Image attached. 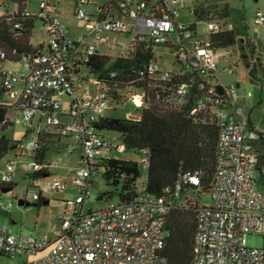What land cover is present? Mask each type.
<instances>
[{"label": "built area", "instance_id": "built-area-1", "mask_svg": "<svg viewBox=\"0 0 264 264\" xmlns=\"http://www.w3.org/2000/svg\"><path fill=\"white\" fill-rule=\"evenodd\" d=\"M182 1L189 0H163L162 4H156L155 0H123L119 7L123 15L134 21L133 29L137 37H149L157 45L168 44L171 39L184 45V49L178 52L179 62L208 79L209 93L213 94L210 78L218 68L219 50L212 47L210 40L193 38L189 24L180 22L178 3ZM86 2H77L76 17L80 20L86 18V13L79 6ZM40 7L39 15L48 23V51L33 60H25L24 72L7 71L4 85L12 89L11 97L19 102L22 111L20 122L27 126L32 125L38 111L48 104L56 112L46 119L45 124L60 125L61 118L57 111H62L63 104L51 96L72 98L66 112L70 124L66 127L76 142L69 152H73L78 145L82 146L81 169L75 180L79 195L66 203L62 225L55 229V241H38L33 237L17 239L4 228L0 229V254L11 260L24 255L42 254L40 258L25 264H167L162 251L170 203L165 196L142 195L130 203L111 204L99 211L83 213L84 203L90 198L94 187V166L99 159L110 156L113 150L120 152L125 148L104 140L93 129L92 123L104 116L109 107L105 91L94 80H89L99 88L98 92L92 96L87 92L81 95L77 85L83 82L71 74V56L85 51L87 61L88 56L96 53V47L84 44V39L74 41L69 38L68 29L55 16L50 0H40ZM148 10H152L151 13L147 14ZM255 23L264 25V12L256 14ZM100 24L87 25L96 38L102 32L128 31L121 20H105L103 26ZM208 30L216 34L220 27L212 22L208 23ZM0 57L5 58L2 51ZM149 71L160 73L165 81L171 79L172 69H163L156 62L149 66ZM225 90L230 101L223 103L214 113L219 134L215 179L209 194L210 202L203 204L200 197L193 264H264V194L256 180L258 165L253 152L254 144L263 142L264 145V131L241 121L239 116L242 109L233 107V111H229L230 105L234 104L236 89L232 86ZM186 93L187 87L180 86L171 104L180 105ZM144 98L145 94L133 92L128 96L127 103L140 107ZM203 107L202 102L198 104V109ZM206 122L204 119L203 123ZM37 146L36 133L31 136L25 150L32 151ZM142 162L146 163V160ZM44 167L36 161L25 166L33 172H39ZM14 171L15 164L7 163L0 181L10 183ZM261 171L264 177V161ZM185 184L199 188L200 177L187 175L177 188L181 189ZM67 188L69 186L65 182L52 181L26 185L19 193L11 189L5 194L11 202L31 203L46 198L50 192ZM196 199L197 196L192 200ZM11 208V205L0 204L3 212L10 213ZM252 234L263 238L262 247L250 248L247 245V237Z\"/></svg>", "mask_w": 264, "mask_h": 264}, {"label": "trees", "instance_id": "trees-1", "mask_svg": "<svg viewBox=\"0 0 264 264\" xmlns=\"http://www.w3.org/2000/svg\"><path fill=\"white\" fill-rule=\"evenodd\" d=\"M122 1L113 0L112 4L123 14L119 7ZM28 2L29 0H0V51L5 54L4 59L0 57V161L15 144L5 136V132L14 125L8 115L11 111L22 114L19 102L11 97L12 89L4 85L8 72L2 66L6 62L33 60L48 51L47 45L35 46L32 43L37 24L46 27L48 23L39 14H31L27 10ZM155 3L162 4L163 0H155ZM151 11L148 10L147 14ZM107 12L102 10L101 20L106 17ZM193 14L199 21L214 22L220 27L218 33H209V40L215 50L238 46L239 39L234 31L229 29L227 8L220 10L216 6L196 4ZM188 29L193 36L196 34L195 24L188 25ZM251 47L255 50L254 44ZM158 48L167 49L175 56L170 80L165 81L161 79L160 73L149 71V66L156 62ZM183 49L184 45L172 39L168 44L157 45L149 37L141 39L136 36L129 45V52L115 59L98 51L88 56L87 61L85 51H78L71 56V74L80 82L94 80L97 86L105 91L111 104L127 103L128 96L133 92L145 94L142 105L135 106L141 110L139 120L101 116L92 126L102 138L106 132L116 133L125 151L142 153L146 163L119 159L113 156V153H116L113 150L107 158L99 159L94 167L96 175H100L106 185L113 188V191L101 195L105 201L118 197V203L124 204L133 202L142 195L167 198L170 212L165 226V245L162 251L167 264H193L201 199L203 195L211 193L215 179L219 134L214 113L223 103L230 101L226 87L218 81L216 73L210 78L214 87V93L210 94L208 79L181 65L177 56ZM83 69L86 74H83ZM182 85L187 87V93L180 105H172L171 101ZM51 97L57 98L56 95ZM201 102L204 107L198 109ZM54 112L56 111L53 106L46 105L35 116L39 117L43 127H34L33 121L32 125L28 126L26 136L31 137L37 133L38 140L37 148L31 151L32 159L46 166L39 172L29 171L31 174L26 178L29 179L30 186L50 176L45 156L52 145L59 146L62 140L72 138L63 123V118H69L63 109L61 112L57 111L61 118L60 125L45 124L46 119ZM204 119L207 120L206 123H203ZM248 125L251 126L250 123ZM81 149L82 146L78 145L71 154H78ZM24 152L27 151L24 149ZM253 152L258 165L256 180L264 194V177L261 171L264 161L263 142L254 144ZM143 169L147 173L146 179L139 188L138 180L142 177ZM187 175L200 177V191L189 184L183 185L181 189L177 188ZM16 186L13 178L10 183L0 181V204L5 195L3 191L14 189ZM195 196L197 199L193 201ZM48 201L41 198L28 204L40 207ZM0 213L6 212L0 209ZM0 257L9 258L2 254Z\"/></svg>", "mask_w": 264, "mask_h": 264}, {"label": "rangeland", "instance_id": "rangeland-1", "mask_svg": "<svg viewBox=\"0 0 264 264\" xmlns=\"http://www.w3.org/2000/svg\"><path fill=\"white\" fill-rule=\"evenodd\" d=\"M78 0H50V5L55 10V16L62 21L70 34V38L80 41L83 38L84 44H91L97 48H101V53L111 55L113 58L124 55L128 51V45L134 39L132 33H110L102 32L99 38H96L87 25H97L100 21L102 10L109 12L108 20L121 18L117 8L112 4L113 0H87L80 9L86 13V18L80 20L76 17V7ZM196 4H204L205 6H216L218 9L223 10L227 8L229 12L228 23L237 39L244 41L246 38H251L257 46V58L260 64L264 67V25L255 23L256 14L264 12V0H189L178 3L180 9V22L196 24V34L198 38L205 40L209 37L208 22L199 21L193 14V8ZM27 10L31 14H40V0H29ZM126 25L132 24V20L125 18ZM103 26L104 24H100ZM131 26V25H130ZM103 38V39H101ZM33 45L48 43V28L43 27L38 23L32 39ZM156 62L162 68H172L175 62V56L164 48H158ZM238 46L228 48L224 51H219L217 64L218 68L216 76L218 81L225 87H235L236 95L234 97V104L230 105L229 111L242 109L239 116L241 121L251 123L255 128L264 131V78L258 79L256 82L250 80L249 65L244 62L242 56L239 54ZM23 62L19 63H4L6 70L13 72H24ZM83 74L86 70L83 69ZM89 87L87 94L92 96L96 93V85L94 82H83L81 85ZM79 94L83 92L82 87H78ZM239 86V87H238ZM83 94V93H82ZM58 101L63 104V111L68 112L72 98L64 95L57 96ZM106 117L125 118L139 120L141 117V110L136 108L131 103H124L117 107V104H111L104 113ZM14 125L5 132V136L12 140L15 144L12 146L3 160L0 161V174L5 169L8 161H13L16 165V170L13 173L14 182L18 185L14 188L15 193L21 192L29 179L27 175L31 174L25 166L33 162V152H24L26 145L31 137H27L28 126L20 122L21 113L11 111L8 115ZM66 121L63 118V121ZM38 123L37 117L33 120V126L36 127ZM103 138L115 145H121V140L116 133L106 132ZM71 144V145H70ZM75 140H62L61 145H52L51 149L46 153L45 163L48 165L50 176L46 178L44 183L52 181H61L68 184L69 189L59 190L49 193V204H42L40 207L36 206H19L17 201L9 200L5 194L1 202L5 205H11V212L0 213V229L7 228L10 233L17 239L21 237H33L38 241H55V229L62 225V217L66 209V202L73 201L79 191L76 187L75 180L77 173L81 169L80 155L71 154L69 149L75 145ZM113 156L134 162H141L143 160L142 153L134 151H120L113 153ZM59 161V164L56 162ZM146 170H142V177L138 180L139 188L142 187L146 179ZM257 176V174L255 175ZM25 177V178H24ZM95 185L91 190V196L84 203L83 213L95 212L106 208L111 204H118V197L113 198L111 201L99 200V197L107 192L113 191L112 187L106 185V182L100 175L95 176ZM37 183V182H36ZM39 184V183H37ZM210 202L209 194L202 196V203L207 204ZM247 245L250 248H260L263 246V238L257 235H248ZM42 254L37 256H22L15 260L0 257V264H25L40 258Z\"/></svg>", "mask_w": 264, "mask_h": 264}, {"label": "crops", "instance_id": "crops-1", "mask_svg": "<svg viewBox=\"0 0 264 264\" xmlns=\"http://www.w3.org/2000/svg\"><path fill=\"white\" fill-rule=\"evenodd\" d=\"M108 14H109V12H107V14H106V17L104 18V19H100V21L98 22V23H103L105 20H108ZM120 14V16H121V18H115L114 16L112 17V19L111 20H121V21H123L124 23H125V21L124 20H122V18L123 19H125V18H128V17H126L125 15H123L122 13H119ZM130 21H131V19H130ZM132 22V24H130V25H127V27H128V33H132V34H134V37L137 35L135 32H134V29H133V27H134V21L132 20L131 21ZM183 23H185V22H183ZM186 24H194V23H192V22H189V23H186ZM195 29L197 30V26H196V24H195ZM229 29H231V28H229ZM232 30V29H231ZM193 37H195V39L196 40H199V41H207V40H209V37L207 38V39H205V40H202V39H200V38H198V36H197V34H195ZM69 38H70V34H69ZM71 40H74L73 38H70ZM84 40H85V38H83ZM103 39V38H102ZM104 40V39H103ZM74 41H76V40H74ZM104 41H106V40H104ZM133 41V40H132ZM41 44V43H40ZM40 44H38V45H40ZM255 45V49L257 50V46H256V44H255V42L251 39V38H246L244 41H242L241 39H239V44H238V48H239V54L242 56L243 55V52L242 51H244V46H242V45H249L250 47H251V45ZM45 45V44H44ZM130 45V44H129ZM129 45H128V51H127V53L129 52ZM243 47V48H242ZM96 49H97V51L98 52H100L101 51V48L99 49V48H97L96 47ZM224 50H227V49H224ZM224 50H219V51H224ZM101 53V52H100ZM126 53V54H127ZM102 54V53H101ZM126 54H124V55H126ZM103 55H105V54H103ZM107 56H110V57H112L111 55H107ZM122 56V55H121ZM119 57V56H118ZM243 57V56H242ZM113 58V57H112ZM115 58H117V57H115ZM115 58H113V59H115ZM174 65V64H173ZM3 67V69L4 70H6V68H5V66L3 65L2 66ZM162 68V67H161ZM163 69H166V70H169L170 68H163ZM171 69H174V67H172ZM7 71V70H6ZM8 71H11V72H13L12 70H8ZM260 81L262 82V84H263V81L261 80V76H260ZM79 86L80 87H82V90H83V94L85 93V92H88V90H90L89 89V87L86 85V87L82 84V85H80L79 84ZM78 86V87H79ZM98 90H99V88L98 87H96V93L98 92ZM81 93V95H83ZM95 93V94H96ZM94 95V94H93ZM122 105V104H121ZM118 106H120V105H117V107ZM106 117V116H105ZM36 118V117H35ZM128 118H130L131 119V117H128ZM37 119H38V123H37V126L39 125L41 128L43 127V125L44 124H42V123H40V119H39V117H37ZM65 119H66V121L64 120L63 121V123L65 124V125H68V124H70V118H68V117H65ZM41 124V125H40ZM248 124V123H247ZM251 124V123H250ZM251 126H253L252 124H251ZM39 127V128H40ZM254 127V126H253ZM70 139H72V140H74L73 138H70ZM105 140V139H104ZM109 142V141H108ZM71 145V144H70ZM15 147V146H14ZM76 154V153H75ZM78 154L80 155V158H81V151H79L78 152ZM81 162V161H80ZM7 163H14L13 161H8ZM6 163V164H7ZM15 164V163H14ZM6 170V166H5V169L3 170V172ZM15 170H16V165H15ZM3 172L0 174V177H1V175L3 174ZM15 172V171H14ZM13 172V173H14ZM13 173H12V178L14 179V176H13ZM48 173H49V171H48ZM45 177V176H44ZM46 178L47 177H45V179L42 181H38L37 183H39V184H42V183H44V181L46 180ZM16 183V182H15ZM36 183V184H37ZM17 184V183H16ZM18 185V184H17ZM67 189H69V188H67ZM4 197V196H3ZM46 199L47 200H49L50 198H49V195H47V197H46ZM10 200V199H9ZM11 201V200H10ZM13 202V201H12ZM12 202H11V204H12ZM67 203V202H66ZM49 204V201L48 202H46L44 205H48ZM12 214V212H10V215ZM9 230V229H8ZM10 232V231H9Z\"/></svg>", "mask_w": 264, "mask_h": 264}, {"label": "flooded vegetation", "instance_id": "flooded-vegetation-1", "mask_svg": "<svg viewBox=\"0 0 264 264\" xmlns=\"http://www.w3.org/2000/svg\"><path fill=\"white\" fill-rule=\"evenodd\" d=\"M242 46H244V51H242L243 52L242 58H243L244 62L249 65L250 80L252 82H256V81H258L260 76H261V78L262 77L264 78V67L258 61L257 50L256 49L254 50L249 45H242Z\"/></svg>", "mask_w": 264, "mask_h": 264}, {"label": "water", "instance_id": "water-1", "mask_svg": "<svg viewBox=\"0 0 264 264\" xmlns=\"http://www.w3.org/2000/svg\"><path fill=\"white\" fill-rule=\"evenodd\" d=\"M238 87H239V86H238ZM12 148H13V147H12ZM8 191H9V190L6 189V190H4L3 192L6 193V192H8ZM99 200H104V197L100 196V197H99ZM18 204H19V206H29L28 203H24V202H19Z\"/></svg>", "mask_w": 264, "mask_h": 264}]
</instances>
